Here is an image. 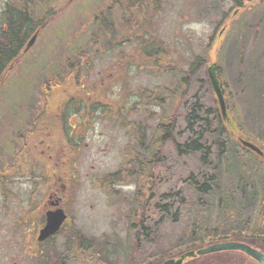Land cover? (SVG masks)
Returning <instances> with one entry per match:
<instances>
[{"label": "rangeland", "instance_id": "374dc122", "mask_svg": "<svg viewBox=\"0 0 264 264\" xmlns=\"http://www.w3.org/2000/svg\"><path fill=\"white\" fill-rule=\"evenodd\" d=\"M112 1L25 0L31 17L52 15V23L24 51L0 93V264H147L241 231L255 209L252 230L264 232V191L254 192L242 170L217 167L220 153L224 162H230V150L250 156L240 140L264 139V0H162L150 29L154 42L170 47L169 55L159 62L160 70H148L141 58L143 67L126 71L122 59L142 46L133 41L108 50L107 35L92 26ZM1 15L0 10V20ZM212 65L223 84L229 122L240 131L210 137L211 157L204 164L201 154H178L157 128L176 119L174 138L184 145L188 137L179 135L188 113L185 101L195 97L203 109L220 112L208 78ZM52 81L60 84L47 96L43 87ZM145 90L158 91L164 106L141 100ZM78 101L97 105L88 119L86 110H77ZM37 116L43 131L30 137L28 152L20 153ZM124 119L135 123L134 138L122 127ZM133 154L131 178L100 188L105 178L125 171ZM250 170L246 176H252ZM43 178L46 185L39 186ZM256 178V187L264 189V176ZM205 184L210 190L202 192ZM180 191L185 200L175 216L172 206ZM53 192L64 199L84 244L91 245L81 257L70 228L47 243L37 242ZM253 193L262 196L248 207ZM139 218L155 241L150 251L143 246L133 255V225ZM227 258L232 264H256L239 254Z\"/></svg>", "mask_w": 264, "mask_h": 264}, {"label": "trees", "instance_id": "16d2710c", "mask_svg": "<svg viewBox=\"0 0 264 264\" xmlns=\"http://www.w3.org/2000/svg\"><path fill=\"white\" fill-rule=\"evenodd\" d=\"M162 6V0H113L108 9L103 13L97 15L93 22L92 26L96 29L98 34H101L102 32L107 35V48L108 50H114L118 47L123 46V44L130 43L133 41H137L138 45H141L142 47L140 50L135 49L133 47V50L131 53H127L124 57L125 61L124 64H120L121 67H123L126 70L129 69V67H134V65H139L140 68L143 67L140 63V59L144 58L146 60V63L150 69L153 70L154 68L159 69V65L165 56L169 55V49L170 47L165 44L164 42H154L158 41L153 35L152 31L150 29L151 25V19H152V13L158 12ZM52 15H49L44 18H33L29 15L28 12L26 13H14L12 14L10 18V26L9 31L4 36L1 35V40L3 42H0V63L7 57L9 58V62L13 63L17 61L22 53V50L24 46L26 45L27 41L31 37L34 32L38 29H44L48 22L47 20L50 19ZM119 30V32H118ZM123 31H127L128 35L127 37H123L121 35ZM94 46L98 47L99 42L95 39ZM134 53L137 54L134 56ZM67 64H69V69L73 71L72 63L70 60L67 61ZM147 69V68H146ZM76 70H79V68H76ZM73 77L75 79V73L70 72V78ZM74 83V80H73ZM45 88L43 87L44 91L46 92V95L51 92L54 88H57L59 86V82H51V85H46ZM264 92V90H263ZM160 93L158 91H141L139 93V97L141 100H143L145 103H148L149 105L159 106L163 107L165 104L164 98L159 95ZM263 94V93H262ZM45 96V97H47ZM79 108L77 110H86L85 118H89V114L97 108V105H91V104H84L82 101H78ZM184 108L188 109V113L186 114L184 118V125L185 129L184 131L179 135V138L182 136H187L188 141L184 145H179L176 143L174 138V131H175V125H176V119H171L168 125H165L162 123L158 126V130L161 131L162 134H164L163 141H172L175 144L177 153L181 156H193L197 154H201L200 161L204 164H206V161L208 158L211 157V145H210V137H218V136H225L232 132H238L239 126L231 125V122L228 120H224L221 116L220 112L213 113L210 110H205L203 107H201L198 104L197 98H192L189 101L184 102ZM79 112V111H76ZM127 119H124L122 122V127L129 130V133L134 138V122L132 121H126ZM31 128L26 131L25 141L23 144V150L20 151H27L28 152V144L30 137L35 136L40 131H43L41 127L40 118L37 116L34 118L33 123L30 125ZM41 129V130H40ZM169 132V133H166ZM140 134V133H139ZM141 138H144V134H140ZM18 142H20L17 145L22 144V138L17 139ZM259 146L262 151L264 152V139L261 137H258L257 139L252 142ZM213 144H219V141L217 143ZM222 145V144H220ZM243 150L248 151L250 153L249 157H244L243 155L238 154V152L235 151H228V154H230L229 160L230 162H224L223 161V153L219 154L218 158V164L217 167L220 169L227 165V169L229 172H232L233 170H242L245 174V180L248 184L249 182L254 184V188L256 192L258 189L263 190L262 188H257L255 185L256 177L258 176H264V156L260 157L257 154L251 152L250 150H247L245 148H242ZM51 160V158H49ZM58 163V161L56 162ZM66 163V162H65ZM50 167V166H49ZM134 167V154L133 157L130 159V162L126 165L125 171H121L117 174H113L111 176H108L104 179L103 183L100 185V188H106L113 186L115 184L123 183L125 180L130 179L132 174L134 173L133 170ZM250 167H253L254 170L253 173H251L252 176H246V172L249 173ZM142 169V168H141ZM249 170V171H248ZM54 183V182H53ZM46 185V179L43 178V181L39 183V186H45ZM3 190H5V187L3 186ZM210 190L208 185L205 184L202 187V192H206ZM247 187H244V191L246 192ZM262 196V193L260 194H252L250 196V200L248 201L247 205L248 207H252L256 205L257 197ZM175 202L173 203V211L176 215H180V210L182 208L183 201L185 200L184 193L182 191L178 192L175 195ZM256 201V202H255ZM256 210V209H255ZM255 210L250 211L249 218L250 220L245 224L243 229L241 231H234L227 237H224L219 240H214L215 242H222V241H242L245 243H248L252 245L253 247L257 249H262L264 244V232L260 231H253L252 230V223L253 218L255 215ZM161 211L163 213H166V206L161 207ZM44 222V219H43ZM145 226V220L143 218H139L137 221V224L133 225L134 229V237H133V255H136L140 252L141 248L144 246V248H147L149 251L154 246L155 237L153 235V231L150 229L144 228ZM65 228H70L71 232L74 235V238L71 240V244H73L74 248L76 249V252L79 257L83 256L85 252H87L89 249H91V245H88L89 248L84 244V237L75 231V228L73 227L72 221L70 217H68L67 222L65 223L64 227L61 229V231L55 236H59ZM55 237L49 239L47 242L51 241ZM45 242V243H47ZM44 244V243H42ZM91 244V243H89ZM212 244V243H210ZM208 244V245H210ZM135 249V250H134ZM193 249V248H191ZM190 250V249H189ZM183 253L177 252L175 254H172V251L170 254L164 256L160 260L150 261L147 264H163L164 261L167 259H176L180 257ZM84 258L81 259L83 261ZM80 264V262H79Z\"/></svg>", "mask_w": 264, "mask_h": 264}, {"label": "water", "instance_id": "95a60500", "mask_svg": "<svg viewBox=\"0 0 264 264\" xmlns=\"http://www.w3.org/2000/svg\"><path fill=\"white\" fill-rule=\"evenodd\" d=\"M252 1V0H251ZM36 40V36L32 38V40L29 42L27 46V50H29L32 45L34 44ZM212 66L209 71V78L211 85L213 87L214 93L217 96L218 103L221 108L222 115L224 119L227 118V106L224 98V91L222 90V85L220 84L218 77L216 76ZM241 143L244 147L252 150L253 152L259 154L260 156L263 155V153L260 151L258 147L253 145L252 143L241 140ZM60 205V200L57 201V203H54L53 206L58 207ZM67 219V215L65 214L64 210L62 209H57V210H51L46 213V223L44 227L40 230L39 236H38V242H45L47 239L50 237L54 236L63 226ZM226 251H238L241 252L250 258H252L254 261H256L259 264H264V254L261 253L260 251L242 243L238 242H228V243H223V244H216L212 245L208 248L199 250L197 253L196 252H189L183 255L179 260H167L163 264H183L184 260L186 258H192L195 256H204V255H209L213 253H218V252H226Z\"/></svg>", "mask_w": 264, "mask_h": 264}, {"label": "flooded vegetation", "instance_id": "af4514ba", "mask_svg": "<svg viewBox=\"0 0 264 264\" xmlns=\"http://www.w3.org/2000/svg\"><path fill=\"white\" fill-rule=\"evenodd\" d=\"M27 3H25V0H2L0 1V10L2 12L1 20H0V42H3L1 40V35L4 36L9 31L10 26V18L12 14L14 13H26L27 12ZM1 44V43H0ZM11 68V62H9V58H5L0 63V92H2L3 86L6 83V80L8 78V73ZM62 188V184H61ZM50 197H54V199L57 198V193L53 192L51 193ZM49 197V198H50ZM50 204V201L48 202V205ZM61 206H63V198ZM228 255H231V253H217L213 255L206 256L203 258L202 261H200L198 264H232L233 258H227Z\"/></svg>", "mask_w": 264, "mask_h": 264}, {"label": "bare ground", "instance_id": "6f19581e", "mask_svg": "<svg viewBox=\"0 0 264 264\" xmlns=\"http://www.w3.org/2000/svg\"><path fill=\"white\" fill-rule=\"evenodd\" d=\"M223 117V116H222ZM224 118V117H223ZM254 145V144H253ZM256 146V145H255ZM256 147H258V146H256ZM259 148V147H258ZM260 149V148H259ZM261 151V150H260ZM262 152V151H261ZM227 242H238V243H242V244H246V245H248V246H250V247H252V248H255V247H253L252 245H250V244H248V243H245V242H242V241H227ZM248 259H250L251 261H253L254 263H256V264H259V263H257L256 261H254L252 258H248Z\"/></svg>", "mask_w": 264, "mask_h": 264}]
</instances>
